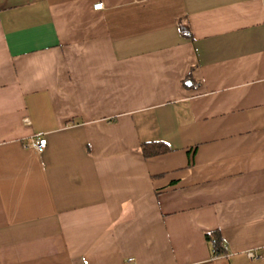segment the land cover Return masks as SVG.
Here are the masks:
<instances>
[{
  "label": "crops",
  "instance_id": "1",
  "mask_svg": "<svg viewBox=\"0 0 264 264\" xmlns=\"http://www.w3.org/2000/svg\"><path fill=\"white\" fill-rule=\"evenodd\" d=\"M0 264H264V0H0Z\"/></svg>",
  "mask_w": 264,
  "mask_h": 264
},
{
  "label": "trees",
  "instance_id": "2",
  "mask_svg": "<svg viewBox=\"0 0 264 264\" xmlns=\"http://www.w3.org/2000/svg\"><path fill=\"white\" fill-rule=\"evenodd\" d=\"M180 30L185 37L191 38V31L188 24L182 23L180 25ZM168 150H170V147L163 142H149L141 145V152L144 157L161 154ZM207 238L211 241L214 247V254H225L226 250L220 232L215 231L213 233H208Z\"/></svg>",
  "mask_w": 264,
  "mask_h": 264
},
{
  "label": "built area",
  "instance_id": "3",
  "mask_svg": "<svg viewBox=\"0 0 264 264\" xmlns=\"http://www.w3.org/2000/svg\"><path fill=\"white\" fill-rule=\"evenodd\" d=\"M103 7H104V4L102 2H99V3L94 5L95 9H102ZM25 121L29 122L28 118H26ZM46 141H47L46 138H41V137L34 138L29 143V146H32V147H34V148H36L38 150H41V149H43L45 147ZM248 257L251 260H254V259L258 258L259 255L255 251H249L248 252Z\"/></svg>",
  "mask_w": 264,
  "mask_h": 264
}]
</instances>
